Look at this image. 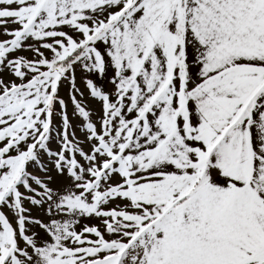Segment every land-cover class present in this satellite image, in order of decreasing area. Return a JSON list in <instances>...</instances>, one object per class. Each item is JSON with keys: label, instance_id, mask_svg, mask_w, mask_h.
Instances as JSON below:
<instances>
[{"label": "snow or ice", "instance_id": "6c2138e0", "mask_svg": "<svg viewBox=\"0 0 264 264\" xmlns=\"http://www.w3.org/2000/svg\"><path fill=\"white\" fill-rule=\"evenodd\" d=\"M0 264H264V0H0Z\"/></svg>", "mask_w": 264, "mask_h": 264}]
</instances>
